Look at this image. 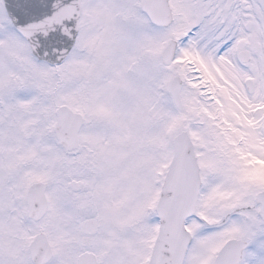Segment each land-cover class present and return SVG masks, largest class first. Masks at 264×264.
<instances>
[{
    "label": "snow or ice",
    "instance_id": "6c2138e0",
    "mask_svg": "<svg viewBox=\"0 0 264 264\" xmlns=\"http://www.w3.org/2000/svg\"><path fill=\"white\" fill-rule=\"evenodd\" d=\"M0 264H264V0H0Z\"/></svg>",
    "mask_w": 264,
    "mask_h": 264
}]
</instances>
